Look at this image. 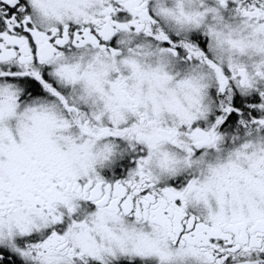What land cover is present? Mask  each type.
Returning a JSON list of instances; mask_svg holds the SVG:
<instances>
[{
	"label": "snow or ice",
	"instance_id": "6c2138e0",
	"mask_svg": "<svg viewBox=\"0 0 264 264\" xmlns=\"http://www.w3.org/2000/svg\"><path fill=\"white\" fill-rule=\"evenodd\" d=\"M125 261L264 264V0H0V264Z\"/></svg>",
	"mask_w": 264,
	"mask_h": 264
},
{
	"label": "flooded vegetation",
	"instance_id": "af4514ba",
	"mask_svg": "<svg viewBox=\"0 0 264 264\" xmlns=\"http://www.w3.org/2000/svg\"><path fill=\"white\" fill-rule=\"evenodd\" d=\"M126 169L124 168V165L121 164L119 167L113 168L111 170L109 169H103L101 170V175L105 178V180L107 181H112L115 179H120L122 178V173L125 171ZM93 210V206L90 204H85L83 202H81L79 209L77 210L76 213H74L73 215V219H76L78 217H81L83 215L84 212H90ZM122 264H127V262H122Z\"/></svg>",
	"mask_w": 264,
	"mask_h": 264
}]
</instances>
